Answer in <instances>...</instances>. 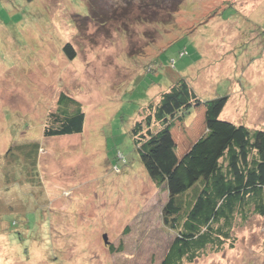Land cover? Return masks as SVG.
I'll return each instance as SVG.
<instances>
[{"label": "rangeland", "instance_id": "rangeland-1", "mask_svg": "<svg viewBox=\"0 0 264 264\" xmlns=\"http://www.w3.org/2000/svg\"><path fill=\"white\" fill-rule=\"evenodd\" d=\"M110 3L114 16L78 31L85 0H0V264L161 263L174 237L161 220L167 193L131 129L176 79L203 102L223 98L219 119L264 130V0H184L148 21ZM60 94L81 104L82 132L44 137ZM204 114L175 122L178 157L205 132ZM263 243L253 215L182 264H264Z\"/></svg>", "mask_w": 264, "mask_h": 264}, {"label": "trees", "instance_id": "trees-1", "mask_svg": "<svg viewBox=\"0 0 264 264\" xmlns=\"http://www.w3.org/2000/svg\"><path fill=\"white\" fill-rule=\"evenodd\" d=\"M110 1L113 8L136 6L147 21L157 18L164 8L179 9L184 2ZM85 4L88 14L73 19L78 31L90 22L103 24L109 15H115L107 10L108 0H85ZM62 51L68 59L74 57L70 44H65ZM156 100L154 104L147 102L150 104L143 119L134 122L131 134L140 163L155 186L163 187L167 193L161 220L174 237L160 264L191 263L207 248H219L229 240L235 222L246 223L253 215L264 216V130L219 119L224 99L201 101L183 77L160 92ZM202 105L206 130L178 157L176 144L169 142L171 130L175 122L189 118L187 115ZM82 110L74 98L60 94L55 111L47 116L43 136L80 134ZM153 127H157L156 132L151 131ZM29 150H25V163L30 159ZM38 151L39 148L34 150Z\"/></svg>", "mask_w": 264, "mask_h": 264}, {"label": "water", "instance_id": "water-1", "mask_svg": "<svg viewBox=\"0 0 264 264\" xmlns=\"http://www.w3.org/2000/svg\"><path fill=\"white\" fill-rule=\"evenodd\" d=\"M103 240H104L105 243H107V241H106L107 237L105 235H103Z\"/></svg>", "mask_w": 264, "mask_h": 264}]
</instances>
